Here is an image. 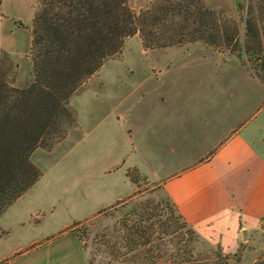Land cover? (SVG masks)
Here are the masks:
<instances>
[{"label":"rangeland","instance_id":"374dc122","mask_svg":"<svg viewBox=\"0 0 264 264\" xmlns=\"http://www.w3.org/2000/svg\"><path fill=\"white\" fill-rule=\"evenodd\" d=\"M248 2L241 0L243 11H238L235 0H207L205 4L235 21L242 41ZM35 8V0H0V46L12 62L10 78L16 87L25 86L32 78L29 53ZM211 49L214 52L195 43L144 51L137 36L124 42L121 54L107 60L70 98L77 127L69 130L52 151H34L31 160L42 175L0 216V264H87L88 259L92 264H102L105 254L98 243L100 234L117 229L120 222L133 219L144 208L153 215L150 222L154 224V243L164 255L159 264H172V256L182 252L187 257L185 247L192 248L200 264H248L252 260L253 252L242 260L244 248L234 256L223 255L216 244L175 220L177 213L171 214L172 204L161 185L153 183L157 178L145 177L155 164L134 157L131 151L138 138L137 124L126 111L155 108L161 105L160 95L166 91L207 90L212 80L222 93L223 106V95L239 86L245 73L243 66L254 77L263 74L243 54ZM252 89L255 98L259 91L255 82ZM252 123L264 124V108L255 113ZM134 165L140 171L130 172L137 181L135 195L108 207V190L121 191L119 172ZM74 223H78L77 231H71ZM254 247L256 260L264 256L260 234L255 237Z\"/></svg>","mask_w":264,"mask_h":264},{"label":"trees","instance_id":"16d2710c","mask_svg":"<svg viewBox=\"0 0 264 264\" xmlns=\"http://www.w3.org/2000/svg\"><path fill=\"white\" fill-rule=\"evenodd\" d=\"M35 1L29 53L32 78L25 86L12 84V62L0 46V216L41 177L31 160L34 151L52 150L77 127L70 98L107 60L121 54L128 38L137 35L145 51L194 43L225 48L245 55L264 74V0H249L242 41L238 24L208 8L207 0H154L138 11L128 0ZM235 1L243 11L241 0ZM263 74L256 76L262 85ZM132 170L139 171H127L136 184ZM170 212L177 213L174 219L183 227L189 226L173 204ZM147 213V208L141 209L117 229L100 234L102 264H159L164 255L154 243L153 215ZM77 225L71 231H77ZM183 251L187 257L183 252L173 255L172 264H200L192 248ZM253 264H264V256Z\"/></svg>","mask_w":264,"mask_h":264},{"label":"crops","instance_id":"0c3cea01","mask_svg":"<svg viewBox=\"0 0 264 264\" xmlns=\"http://www.w3.org/2000/svg\"><path fill=\"white\" fill-rule=\"evenodd\" d=\"M132 1L128 0L129 6L138 11L154 0H134L136 5ZM242 68L245 73L239 86L223 95L226 105L221 106L222 93L212 80L207 90L166 91L160 95L161 105L126 114L137 124L133 156L154 163L153 171L158 172L141 174L157 178L153 183L161 185L184 221L216 244L223 255L234 256L244 248L242 260L253 252L248 263L253 264L256 252L251 247L255 237L262 236L260 224L264 220V124L252 122L255 113L264 108V86L245 66ZM254 82L259 90L255 98ZM246 119L249 124L243 123ZM162 162L172 164L158 165ZM133 168L136 166L118 169L121 191L108 190V207L135 193L136 186L127 176Z\"/></svg>","mask_w":264,"mask_h":264},{"label":"built area","instance_id":"2783aa9c","mask_svg":"<svg viewBox=\"0 0 264 264\" xmlns=\"http://www.w3.org/2000/svg\"><path fill=\"white\" fill-rule=\"evenodd\" d=\"M260 231L262 233V237H263V240H264V220H262V222L260 224Z\"/></svg>","mask_w":264,"mask_h":264},{"label":"water","instance_id":"95a60500","mask_svg":"<svg viewBox=\"0 0 264 264\" xmlns=\"http://www.w3.org/2000/svg\"><path fill=\"white\" fill-rule=\"evenodd\" d=\"M242 235H243V238L245 239L246 238V232L243 231Z\"/></svg>","mask_w":264,"mask_h":264}]
</instances>
